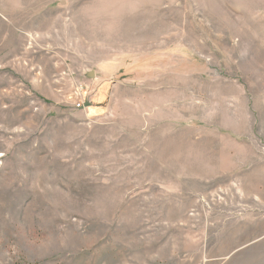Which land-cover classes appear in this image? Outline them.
<instances>
[{"label": "rangeland", "instance_id": "1", "mask_svg": "<svg viewBox=\"0 0 264 264\" xmlns=\"http://www.w3.org/2000/svg\"><path fill=\"white\" fill-rule=\"evenodd\" d=\"M0 264H264V0H0Z\"/></svg>", "mask_w": 264, "mask_h": 264}, {"label": "crops", "instance_id": "2", "mask_svg": "<svg viewBox=\"0 0 264 264\" xmlns=\"http://www.w3.org/2000/svg\"><path fill=\"white\" fill-rule=\"evenodd\" d=\"M158 51H160V50H158ZM154 52L155 51H153V53ZM125 53H127V52H121V55L122 56H118V57H114V56H116V55H114L110 59L106 60L105 63H104V68L103 69L104 70H107V75L111 72L110 75L111 74L113 75V76H111L112 77L111 78L112 81L115 80V79H118V77H119L118 75L122 74L123 73V70H125L124 72L126 74H128L129 73V70H130L129 68L130 67H133L134 65H136V71L142 70V73L145 74L144 71L147 70L146 67L148 66V65H146V63H151V66L152 67L149 68V69H151V73H152V76H153V78H152L153 79V83L156 82V79H158V81L160 80V65L158 63V61L160 59V52H157L156 51L154 53V55H152L151 57H147V58L145 57L143 59H141L142 56H135V57L132 56L131 58L128 55H124L123 56V54H125ZM138 59H140V62L137 61ZM156 59H158V60H156ZM132 61H136V64H134L135 62H132ZM93 79H94L95 84H97L99 82V76H98V74ZM124 81H126V80H124ZM147 82H150V81H147ZM112 83H115V81L112 82ZM155 95H157V94L154 93L153 94V97H154V99H157V98H155ZM114 96H115L114 93H112V97L113 98H114Z\"/></svg>", "mask_w": 264, "mask_h": 264}, {"label": "built area", "instance_id": "3", "mask_svg": "<svg viewBox=\"0 0 264 264\" xmlns=\"http://www.w3.org/2000/svg\"><path fill=\"white\" fill-rule=\"evenodd\" d=\"M79 100H80V102L76 105V107L78 109L83 108L85 106V99L84 98H81Z\"/></svg>", "mask_w": 264, "mask_h": 264}]
</instances>
